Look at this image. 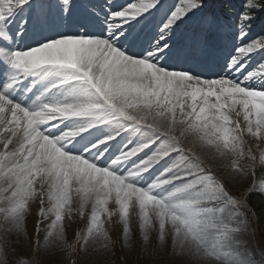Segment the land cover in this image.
<instances>
[{"label": "snow or ice", "instance_id": "snow-or-ice-1", "mask_svg": "<svg viewBox=\"0 0 264 264\" xmlns=\"http://www.w3.org/2000/svg\"><path fill=\"white\" fill-rule=\"evenodd\" d=\"M262 15L264 0H0V264H132L113 217L125 242L138 221L145 264H264V149L245 148L264 142Z\"/></svg>", "mask_w": 264, "mask_h": 264}, {"label": "rangeland", "instance_id": "rangeland-1", "mask_svg": "<svg viewBox=\"0 0 264 264\" xmlns=\"http://www.w3.org/2000/svg\"><path fill=\"white\" fill-rule=\"evenodd\" d=\"M221 2V0H219ZM119 2L123 3L124 0H119ZM166 3L171 4L173 0H165ZM178 3L179 0H176ZM214 0H208V3L212 5ZM214 5H219V3H215ZM258 33L252 32L253 36H256ZM261 59L260 54H253L252 63H257ZM245 148L246 150L250 149L252 154L259 159L260 151L261 149H264V142H257L256 140L252 141L249 139V136H245ZM252 148V149H251ZM247 163H251V161H248ZM247 185H245L246 187ZM257 194V193H255ZM261 197V196H260ZM264 199V197H262ZM39 201H32L30 202V215L27 217V228L29 234L32 236L33 240L36 238V232H35V224L37 220L39 219ZM75 207V205H74ZM90 205L85 210V215L80 216L77 213L73 212L71 218H66L64 221L65 229H66V238L69 243H72L77 233L86 232L88 220L90 217ZM110 207H114L113 205H110ZM256 210V209H255ZM261 213V211H260ZM259 216V215H258ZM259 219H261L262 222H264V213H261L259 216ZM47 223V221L45 222ZM254 227L256 228L255 233V240L252 241V243L258 242L261 246H264V225L260 227L259 220L254 224ZM106 230H108L110 237L113 240L118 241V246L116 249L117 256H125L130 255L132 257V264H145V261L143 260H137V255L143 250L144 243H143V237L140 233L139 227H138V221L136 219H133L130 222V229H131V237L130 239L125 242L123 237V226L118 222V219L116 217L112 218V222L105 224ZM40 237L42 239L43 233H40ZM156 237L153 235L151 237V243L147 247V255L149 257H152L155 259L156 257ZM131 248L130 254L126 251L121 250V248ZM256 260L259 261L260 257L257 256ZM150 264V262H149Z\"/></svg>", "mask_w": 264, "mask_h": 264}, {"label": "trees", "instance_id": "trees-1", "mask_svg": "<svg viewBox=\"0 0 264 264\" xmlns=\"http://www.w3.org/2000/svg\"><path fill=\"white\" fill-rule=\"evenodd\" d=\"M231 2H233V4L231 5L235 10L237 9L240 10L242 3H240L241 0H230ZM264 21V15L260 16L257 18L256 23L254 24L253 28H255L256 26H259V23H262ZM264 200L262 197H260L258 194L253 193L250 197H249V203L256 209L257 214L260 216V204L258 203V201ZM259 225L260 227H262L264 225V222L261 221V219H259Z\"/></svg>", "mask_w": 264, "mask_h": 264}, {"label": "bare ground", "instance_id": "bare-ground-1", "mask_svg": "<svg viewBox=\"0 0 264 264\" xmlns=\"http://www.w3.org/2000/svg\"><path fill=\"white\" fill-rule=\"evenodd\" d=\"M249 139H250V140H252V141H254V140H255V138H252V137H250V136H249ZM251 149H252V148H251Z\"/></svg>", "mask_w": 264, "mask_h": 264}]
</instances>
